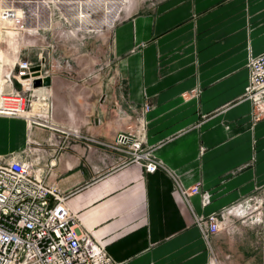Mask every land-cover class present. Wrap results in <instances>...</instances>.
Listing matches in <instances>:
<instances>
[{
	"label": "crops",
	"instance_id": "0c3cea01",
	"mask_svg": "<svg viewBox=\"0 0 264 264\" xmlns=\"http://www.w3.org/2000/svg\"><path fill=\"white\" fill-rule=\"evenodd\" d=\"M231 1L168 0L116 31L124 98L151 105L146 139L163 164L153 173L100 158L92 141L113 137L109 120L90 121L82 95L62 86L47 96L54 130L0 116V157L38 159L113 264H209L198 219L264 192V117L246 96L249 56L264 52V0L248 12ZM198 182L209 197L183 193Z\"/></svg>",
	"mask_w": 264,
	"mask_h": 264
},
{
	"label": "rangeland",
	"instance_id": "374dc122",
	"mask_svg": "<svg viewBox=\"0 0 264 264\" xmlns=\"http://www.w3.org/2000/svg\"><path fill=\"white\" fill-rule=\"evenodd\" d=\"M167 1L0 0V51L7 60L0 65L3 80L0 90L17 59H28L41 67L42 74L51 76L55 88L82 95L81 110L90 121L98 116L109 120L113 137L109 141L92 142L100 147V158L110 166L128 156L117 144L116 135L121 129L136 136V129L141 127L143 147L154 152L155 146L146 139V114L151 105L124 98L126 77L122 74V57L116 54L114 38L123 23L132 22L138 15ZM245 4L248 12L250 0H245ZM144 45L138 43L132 51ZM13 82L21 89L19 82ZM49 112L47 109L48 115ZM44 115L36 117L43 122L47 119V114ZM256 117L262 119L264 114L257 113ZM259 190V196L250 194L211 213L219 227L214 234L203 235L209 264H264V192Z\"/></svg>",
	"mask_w": 264,
	"mask_h": 264
},
{
	"label": "built area",
	"instance_id": "2783aa9c",
	"mask_svg": "<svg viewBox=\"0 0 264 264\" xmlns=\"http://www.w3.org/2000/svg\"><path fill=\"white\" fill-rule=\"evenodd\" d=\"M35 66L28 59H17L0 90V116L23 117L37 100L40 112L30 118L31 125L54 130L47 113L49 109L51 114L53 105L47 100L48 95H36L31 84L34 73L46 76L40 66L39 70H32ZM248 69L246 96L260 116L264 114V52L250 56ZM23 79L28 81L24 83ZM13 80L21 84V89L14 86ZM45 113L47 119L43 122L36 117H44ZM140 128L136 129V136L122 129L116 135L119 149L128 154L121 163H136L153 173L163 164L153 151L143 147ZM27 153L23 150L0 157V264H113L105 247L66 205L69 193L46 181L39 160ZM182 191L187 196L209 197L200 182ZM197 223L205 236L214 234L219 227L213 214L201 216Z\"/></svg>",
	"mask_w": 264,
	"mask_h": 264
},
{
	"label": "water",
	"instance_id": "95a60500",
	"mask_svg": "<svg viewBox=\"0 0 264 264\" xmlns=\"http://www.w3.org/2000/svg\"><path fill=\"white\" fill-rule=\"evenodd\" d=\"M40 67L39 66H35L32 68V70H39ZM36 77L33 78L32 80V87L33 88H39V87H47V88H50L51 86V83H52V79H51V76L50 75H46V76H43V77H40V76H37L35 75ZM35 94L36 95H48L49 93H44V91H35Z\"/></svg>",
	"mask_w": 264,
	"mask_h": 264
},
{
	"label": "bare ground",
	"instance_id": "6f19581e",
	"mask_svg": "<svg viewBox=\"0 0 264 264\" xmlns=\"http://www.w3.org/2000/svg\"><path fill=\"white\" fill-rule=\"evenodd\" d=\"M2 25V24H1ZM12 32V31H11ZM12 34V36H13V33H11ZM14 47H15V49H16V44L14 45ZM17 50V49H16ZM4 61H7V60H5V58H4ZM13 62H15V60H12ZM33 75H38V73L36 72V73H34ZM24 83H26L28 80L27 79H23L22 80ZM37 89V91H44V93H48L49 92V88H47V87H39V88H36ZM36 91V90H35ZM45 96V95H44ZM32 105H33V103H32ZM23 117L24 118H31V116L30 115H28V110L24 113V115H23Z\"/></svg>",
	"mask_w": 264,
	"mask_h": 264
}]
</instances>
